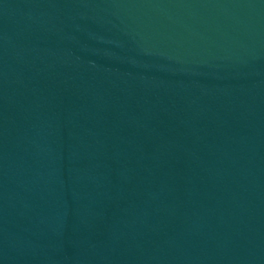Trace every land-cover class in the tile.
Instances as JSON below:
<instances>
[{
  "label": "water",
  "instance_id": "obj_1",
  "mask_svg": "<svg viewBox=\"0 0 264 264\" xmlns=\"http://www.w3.org/2000/svg\"><path fill=\"white\" fill-rule=\"evenodd\" d=\"M0 264H264V0H0Z\"/></svg>",
  "mask_w": 264,
  "mask_h": 264
}]
</instances>
